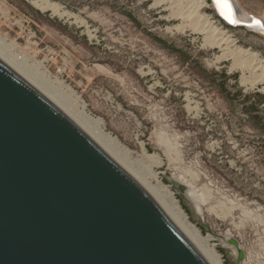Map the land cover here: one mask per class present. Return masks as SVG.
I'll return each mask as SVG.
<instances>
[{
  "label": "rangeland",
  "instance_id": "obj_1",
  "mask_svg": "<svg viewBox=\"0 0 264 264\" xmlns=\"http://www.w3.org/2000/svg\"><path fill=\"white\" fill-rule=\"evenodd\" d=\"M50 1L70 17L0 0V45L100 120L130 162L169 187L223 264H237L236 252L220 235L240 242L244 264H264V132L251 127L242 100L228 96L240 89L264 95V80L233 69L222 58L227 45H214L170 0ZM204 1L198 19L217 27L231 49L264 62V33L227 25ZM236 1L264 22V0ZM168 173L196 191L202 212Z\"/></svg>",
  "mask_w": 264,
  "mask_h": 264
},
{
  "label": "water",
  "instance_id": "obj_2",
  "mask_svg": "<svg viewBox=\"0 0 264 264\" xmlns=\"http://www.w3.org/2000/svg\"><path fill=\"white\" fill-rule=\"evenodd\" d=\"M219 237L244 264L240 242ZM0 264L207 262L136 180L0 59Z\"/></svg>",
  "mask_w": 264,
  "mask_h": 264
},
{
  "label": "bare ground",
  "instance_id": "obj_3",
  "mask_svg": "<svg viewBox=\"0 0 264 264\" xmlns=\"http://www.w3.org/2000/svg\"><path fill=\"white\" fill-rule=\"evenodd\" d=\"M27 1L31 2L34 6L42 11H50L53 14L59 15L61 17H70L68 13L62 12L61 8L50 0ZM170 2H172V4L176 7L177 14H179L183 19L191 22L194 21L195 26L203 28L202 30L208 35V37H215L213 41L214 45H227L222 58H231L234 62L233 69L240 66L245 67L246 69L249 68L253 71L254 75L256 73V76L254 77L260 81L264 80L263 61L257 59L255 55L243 51L241 48L231 49L230 47L233 42L229 38H224L222 36L223 33H221L217 27L212 25V23L207 19H203L202 21H200L201 19H198L199 17L197 12L205 7L207 4L206 1L196 0L194 2H190V0H170ZM213 6L218 9L219 13L225 19L234 24L235 27L247 26L264 33L263 20L240 11L236 8L235 3H232V1L216 0L213 2ZM217 36H219V38H217ZM0 59L21 77H23L27 82H29L33 87H35L40 93H42L74 124H76L116 164H118L134 180H136V182L162 209V211L175 225V227L195 247L207 264H223L222 258L215 247L210 245L209 237L203 236L201 231L190 221L188 214L183 210L180 203L171 192L170 188L163 185L161 181H159L157 177L154 176L155 174H152L151 171L149 172L138 164L130 162L127 159L125 149L121 147L115 138L105 133L100 120L92 118L84 111V109L79 108L64 95L56 93L41 79L34 77L35 75L33 76L31 72L21 67L13 54L7 51L3 45H0ZM177 180L180 179L177 178ZM186 197L201 211L199 202L200 200L196 195L195 190L187 186Z\"/></svg>",
  "mask_w": 264,
  "mask_h": 264
},
{
  "label": "trees",
  "instance_id": "obj_4",
  "mask_svg": "<svg viewBox=\"0 0 264 264\" xmlns=\"http://www.w3.org/2000/svg\"><path fill=\"white\" fill-rule=\"evenodd\" d=\"M158 42L164 44L163 41ZM228 96L235 97L239 101L242 100L241 106L243 108V113L246 115L251 127L260 129L264 132V117L262 115L264 95L260 92L245 94L244 91L240 89L236 95L232 96V94L229 93Z\"/></svg>",
  "mask_w": 264,
  "mask_h": 264
}]
</instances>
